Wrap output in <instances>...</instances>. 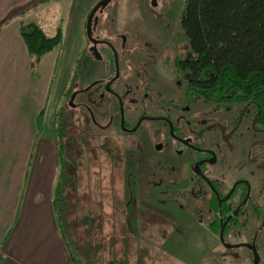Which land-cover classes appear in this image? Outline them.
Masks as SVG:
<instances>
[{"label":"rangeland","instance_id":"obj_1","mask_svg":"<svg viewBox=\"0 0 264 264\" xmlns=\"http://www.w3.org/2000/svg\"><path fill=\"white\" fill-rule=\"evenodd\" d=\"M65 4L66 0H40L35 5L31 2L32 7L25 10L24 14L29 13L26 17L40 22L48 32L53 29L55 22L61 23ZM184 8L185 0H158L156 4L152 0H109L96 12L99 22H106L102 24L106 25L105 32L98 33L117 42L119 35L124 36V53L135 54L128 57L131 60L129 62L128 58L120 56V79L116 83V86L122 85L126 89H133L136 81L138 85L140 83L138 91L133 90L124 97L130 122L135 118L133 97L139 99L145 91L155 97L154 89L167 84L175 87L176 77L181 76V73L174 72L176 59L194 55L180 24ZM83 43V62L76 71L77 77L72 87L73 90L88 87V90L74 98L73 106L68 105V96L61 100L65 104L64 117L67 122L64 142L69 151L79 153L80 158L76 161L78 167L91 165L90 193L95 198L91 207L96 212L100 211L102 216L105 245L112 242L113 250L126 249L131 264H252L250 251L245 245L226 247L219 234L207 227L211 215L206 210V200L196 187H192V183L183 185L185 166L194 159V155L188 153L182 157L170 153L166 155L168 163L163 164L154 152L153 143L163 127L162 122L144 121L141 131L139 129L132 135L110 134L115 132V123L108 130L97 129L99 132L96 136L90 134L89 130L95 131L96 128L88 122L90 114L84 104L91 108V100H95L92 102L96 114L108 111L111 116H115L116 110L110 95L95 86L90 89L88 85L94 80H106L113 74V58L105 45L95 46L98 58L89 54V42L85 36ZM60 46L57 50L61 49ZM141 59L145 61L144 65ZM52 69L53 66L47 60L39 68L37 64L31 65V76L33 80L36 78V87L31 85L32 82L26 84L21 77L14 79V76L7 80V85L12 86L16 80L18 91L22 87L24 91L25 88L27 91H42L41 87L49 85ZM173 76L174 80L171 79ZM179 86L182 90L183 82ZM122 87L120 92L123 91ZM178 102L180 106L184 103L180 99ZM190 105L186 103L184 108ZM141 110L139 107L138 111ZM196 110H204V114L196 117L192 114ZM180 112L181 128L186 131L191 119L192 130L204 129V142L207 145L217 142L223 145L230 140L229 143L235 145L243 156L251 148V156L258 157V162L264 161V127L256 122V113L251 106L201 101L188 114L181 109ZM106 118L104 116L102 122ZM147 130H152L154 137ZM83 133L87 136L85 142L91 148L94 147L88 156L79 145ZM73 168L71 166L69 170ZM217 168L220 169L219 166ZM173 170L179 176L182 175L181 183L172 174ZM256 173L257 178H264V170H256ZM246 175L249 177V174ZM254 177H249L253 184L256 182ZM186 179L185 176L184 181ZM78 192L68 191L71 203H75L77 197L84 199L88 196L86 191L80 189ZM73 210L70 216L74 218ZM88 232L74 219L73 236L79 243L93 240L94 235ZM252 234L251 231L242 232L230 238L241 243L249 241ZM257 234V246L261 253L264 251V229ZM223 239H226L224 234ZM260 264H264L262 254Z\"/></svg>","mask_w":264,"mask_h":264},{"label":"crops","instance_id":"obj_2","mask_svg":"<svg viewBox=\"0 0 264 264\" xmlns=\"http://www.w3.org/2000/svg\"><path fill=\"white\" fill-rule=\"evenodd\" d=\"M37 1L0 0V264H73L52 205L59 172L55 114L84 47L89 11L98 0H66L61 23L48 32L27 18L29 13L19 12ZM21 21L36 22L48 36L61 28V49L43 54L37 63L39 68L47 60L53 66L49 85L40 84L42 91H18L16 80L7 85L14 76L37 86Z\"/></svg>","mask_w":264,"mask_h":264},{"label":"trees","instance_id":"obj_3","mask_svg":"<svg viewBox=\"0 0 264 264\" xmlns=\"http://www.w3.org/2000/svg\"><path fill=\"white\" fill-rule=\"evenodd\" d=\"M31 7L28 4L19 12ZM180 24L194 53L193 56L180 59L176 63L182 79L186 81L187 92L205 102L247 104L254 109L256 122L264 127V0H185ZM19 29L32 66L38 63L43 54L61 45L60 26L51 36L36 22L21 21ZM85 37L88 41L86 31ZM84 48L75 60L62 101L74 91L72 85L77 77L76 71L83 62ZM62 101L55 114L59 172L52 205L69 257L73 264H131L126 249L115 251L111 246L112 242L107 246L104 243L102 216L100 211L96 212L91 207L92 201L95 202L92 192L90 193L91 165L78 167L76 161L80 158L79 153L69 151L67 143L64 142L67 122L64 117L65 104ZM68 105L71 106L69 102ZM43 114L44 110H41L37 118L39 129H42ZM89 121L96 128L91 117ZM89 132L96 136L99 131L96 128ZM80 138V149L85 151L86 156L91 155L90 151L94 147L91 148L85 142L87 136L83 133ZM94 145L97 150V144ZM71 166L74 168L69 170ZM80 189L88 192V196L84 199L77 197L75 203H71L68 191L72 190L77 194ZM72 210L75 213L74 218L70 216ZM74 219L83 229L94 235L93 240L79 243L74 238ZM209 229L218 235L216 218L210 223Z\"/></svg>","mask_w":264,"mask_h":264},{"label":"flooded vegetation","instance_id":"obj_4","mask_svg":"<svg viewBox=\"0 0 264 264\" xmlns=\"http://www.w3.org/2000/svg\"><path fill=\"white\" fill-rule=\"evenodd\" d=\"M161 1L168 2L169 0ZM157 2L158 0H152L153 4ZM100 9L101 7L97 11ZM96 12L94 16H97V21H92L91 34L97 40V43L94 44L88 40V52L93 57L99 58L95 46L100 44L105 45L107 50L112 53L113 74L106 80H94L92 84L88 85L90 89L95 86L107 92L113 99L114 103L112 106L116 112L115 116H111L112 114H109L108 111L102 114L100 112L96 114L93 105V102L96 101L91 100V108L85 104L83 106L87 108L93 124L101 131L110 129L112 124L115 123V132L112 131L114 132L112 134L126 133L132 135L139 129L141 131L144 121L162 122L163 127L157 135L158 138L153 143L154 152L161 158L163 164L168 163L166 161V155L170 153L182 157L183 155L187 156L188 153L194 155V159L185 166L186 174L183 177V181L181 180L182 175L179 176L174 170L172 174L174 173V177L176 176L175 178L180 180L179 183L182 181L184 183L183 185L192 183V187H196L203 199L206 200V210L211 215L207 222V227L209 228L210 223L216 218L219 231L222 229L223 234L226 236V239L222 240L224 246L235 247L236 244H243L250 251L251 263L253 264L254 261L255 250L260 264V254L264 257V251L262 250L260 253L258 249L257 233L264 229V178H257L258 173H256V170H264V161H256L258 157L251 156V148L246 150L243 156V153L241 152L240 154L235 145L229 143L231 142L230 140L227 141V144L223 145L219 142L214 145H207L204 142V129L192 130L190 126L192 124L191 119L186 131L181 128L182 125L179 123V117L181 116L180 109L181 111L184 110L185 114H188L191 109L194 110L195 105L204 100L187 92L185 88L186 81L182 79V73L176 65L180 59H176L175 65L173 66L174 72L181 73L180 77H176V86L167 84L163 87L160 86L158 89H154L156 92L155 97L147 94L146 92L148 91L143 92L142 97L139 99L134 96L132 109L135 111V118L133 122H130L129 109L125 108L124 97L133 90L135 92L138 91L141 87L140 83L138 85L136 81L133 89H126L122 85L116 86L117 81L120 79V73L116 78L114 77L117 70L120 72V56L122 55L126 59L130 55L135 54L126 55L124 53V36L121 37L119 35V42H117L98 33L105 32L106 25L102 26V24H106V22L103 20L99 22ZM127 60L128 62L131 61L129 58ZM141 62L144 65L145 61L143 59H141ZM171 79L174 80L175 76L171 77ZM182 82L184 88L181 90L179 85ZM107 84H109V89L106 87ZM121 87L123 88L122 92H120ZM87 90L88 87L75 89V97L79 93ZM179 99L184 102L181 106L180 102H178ZM186 103H191V105L184 108ZM139 107L142 108L141 111H138ZM192 114L196 115V117H201L204 114V110H196ZM104 116H107V118L102 122ZM146 132L154 137L152 130H147ZM246 174H249V177L255 176L256 182L253 184V181ZM185 176L188 178L186 181H184ZM250 231L254 234H252L249 241H242L240 243L230 238V236L234 237L240 235L242 232Z\"/></svg>","mask_w":264,"mask_h":264},{"label":"water","instance_id":"obj_5","mask_svg":"<svg viewBox=\"0 0 264 264\" xmlns=\"http://www.w3.org/2000/svg\"><path fill=\"white\" fill-rule=\"evenodd\" d=\"M109 2V0H98L96 2V4L91 8L89 14H88V17H87V21H86V36L88 38V40L94 44L97 43V40L95 38H93L92 34H91V25H92V21L96 22L97 21V16H94V13L102 6H105L107 5V3ZM119 72L117 70V73L115 75L114 78H116L118 76ZM107 89H109V84H107ZM76 95V92L74 91L72 94H71V97H70V100H69V103L70 105H73V99ZM122 126H123V123H122ZM171 132H172V125H171ZM219 237L221 240H223V232H222V229L219 231ZM240 244H236L235 246H239ZM231 246V245H229ZM253 264H259V259H258V255L256 253V251L254 250V261H253Z\"/></svg>","mask_w":264,"mask_h":264}]
</instances>
